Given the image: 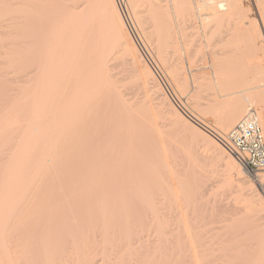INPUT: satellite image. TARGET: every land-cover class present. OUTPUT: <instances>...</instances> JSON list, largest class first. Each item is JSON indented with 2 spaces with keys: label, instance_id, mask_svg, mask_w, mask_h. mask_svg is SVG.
Wrapping results in <instances>:
<instances>
[{
  "label": "bare ground",
  "instance_id": "1",
  "mask_svg": "<svg viewBox=\"0 0 264 264\" xmlns=\"http://www.w3.org/2000/svg\"><path fill=\"white\" fill-rule=\"evenodd\" d=\"M250 11L243 0H128L126 22L114 0H0V264H203L211 250L219 264H264V170L249 173L201 127L224 135L254 109L264 133V25ZM217 27L243 45L206 66L190 47ZM138 29L158 54L185 55L187 67L154 54L181 92L189 75L200 126L162 92ZM245 44L252 55L237 56ZM239 72L238 90L221 81ZM210 73L218 94L200 107ZM210 182L220 185L208 195ZM147 228L156 241L137 244Z\"/></svg>",
  "mask_w": 264,
  "mask_h": 264
},
{
  "label": "rangeland",
  "instance_id": "2",
  "mask_svg": "<svg viewBox=\"0 0 264 264\" xmlns=\"http://www.w3.org/2000/svg\"><path fill=\"white\" fill-rule=\"evenodd\" d=\"M140 3V2H139ZM243 3H244V7L247 9L248 8V10L250 9L251 11H250V16H249V14H248V16L250 17V18H256L257 20H258V22L260 23V27H262L261 26V22H262V25H264V23H263V18L261 19L262 21H260V18H258V13H256L257 11H259L258 10V7L261 9V7H263V5H264V0H243ZM261 7H260V6ZM138 7H139V5H138ZM137 7V10L140 12H142V13H140L142 16L143 15H145V13L146 12H144L143 13V11H145L146 10V3H144V4H141L140 5V7L138 8ZM264 8V7H263ZM262 10V9H261ZM129 11H130V7H129ZM130 13H131V11H130ZM259 14H260V12H259ZM264 14V13H263ZM131 15V17H133L132 16V14H130ZM260 17H261V14H260ZM143 18H144V16H143ZM133 19V22H135V20H134V17L132 18ZM153 24H152V22H148V24L146 25V32H148V27L150 28V30L151 31H153L152 29H153V26H152ZM135 26L137 27V25H136V23H135ZM138 28V27H137ZM259 28V27H258ZM138 30H140V29H138ZM261 30V29H260ZM226 31H227V29L225 28V27H217V28H212L210 31H209V33H208V37H207V40H206V42H203L202 40H200L199 42H194V44H193V46H191L190 48H191V50H192V53L193 54H196V56H198L199 58H204V61H205V64L204 65H206V66H209L210 65V63H212V60H213V57H216V56H218V55H220V57H222V55H225L224 53L226 52V51H231V50H233L234 48H237V47H241L242 45H243V43H239V42H237V41H231V40H227V39H223L224 38V36L226 35ZM139 32H141V30L139 31ZM220 32H222V33H220ZM141 35H144V33L143 32H141L140 33ZM150 34H153V33H150ZM150 36H151V38H150ZM144 38H145V40L147 39V43H145L146 44V46L148 47V50H149V52H150V56H151V59L153 60V62L155 63V65H156V67L158 68L157 70L159 71V73H160V76H161V80H163V93L167 96V98H168V100H170V102L172 103L173 102V100H172V98H171V96L172 97H174L176 100L178 99V101H179V103H181L182 105H183V107L186 109V110H188V109H190V107H189V105L191 106V109H192V107H193V109H194V102L191 100L192 98H190V94H192L193 93V90H194V87L191 85V80H190V77H189V75H188V81H189V85H190V87H188V89L186 90V91H180L179 90V88H178V86H177V84H176V82L174 81V79L168 74V73H166V71L164 70L165 69V66L161 63V66H160V63H159V61H157V60H159V57H161V59H165L166 60V62L167 63H169V61H171V59H180V61L182 62V64H184V67H187L186 66V61H185V55H181V54H179V53H177L176 51H175V49H177V48H173V46H167V47H165L163 50H161V52H160V54H158V52L156 51L157 49H156V41H155V36L153 35H149V39H150V42H149V44H148V41H149V39L147 38V36L145 37V35L143 36ZM144 40V39H143ZM144 40V42H146ZM151 43V44H150ZM149 45H151L150 46V48H149ZM195 45H196V48H198L199 46H200V48H202V50H203V53H201V54H198L197 55V53L196 52H194V50H195ZM197 45H198V47H197ZM246 45V44H245ZM175 47V46H174ZM177 47L179 48V47H181L180 45H177ZM171 48H173V49H171ZM204 48V49H203ZM151 49V50H150ZM250 47L249 46H247L246 45V48H245V51L246 52H244V53H242L241 55H237V56H240V57H247V56H250V55H252V53L250 52ZM153 52V53H152ZM191 53V54H192ZM154 54H155V56L157 57V60H156V58H155V56H154ZM142 55V54H141ZM190 55V54H189ZM144 56V57H143ZM143 58L145 59V60H150V58H145V57H147V56H145L144 54H143ZM187 56V55H186ZM163 57V58H162ZM224 57V56H223ZM211 59V60H210ZM150 62V61H149ZM151 63V62H150ZM238 64H237V66L238 67H240L239 66V62H237ZM152 64V63H151ZM163 66V67H162ZM257 66V65H256ZM162 68H164V69H162ZM186 70H187V68H185ZM240 69V68H239ZM165 72H164V71ZM239 73H242V72H239ZM22 73H20L19 75H21ZM247 76H249L248 75V73L247 74H245V73H242V74H239V75H237L236 73H231V74H229V75H225V76H223L222 78H221V81H223V82H229V86L231 87V88H233L234 90H238L241 86H243L244 84H242L243 83V81H246L245 79H246V77ZM208 77L212 80V83L214 84V87H212V88H208V87H200L199 88V90H200V92H199V98H198V100H197V103L199 104V106L200 107H205V106H207V104H208V100L207 99H212L213 97H215V96H217V92H218V88H217V86H218V81H219V79L216 77V75L215 74H213V73H210V74H208ZM226 86H224V85H222V88L220 87V89H224ZM127 91H129V89L127 90ZM126 91V93H129V94H127L128 95V97H129V95L131 94L130 92H127ZM130 91H132V90H130ZM134 92H139L138 90H133ZM134 92H132V93H134ZM190 92V93H189ZM12 93V92H11ZM189 93V94H188ZM224 92H221V94H223ZM10 94V93H9ZM138 95H136L135 93L134 94H131V95H135V96H140V94L139 93H137ZM174 94V95H173ZM135 96H133V97H135ZM132 97V96H131ZM188 98H190L189 100H188ZM188 101V102H187ZM187 102V103H186ZM174 103V102H173ZM172 103V104H173ZM186 104H188V106L186 105ZM173 105H175V104H173ZM176 107V106H175ZM188 108V109H187ZM176 109H178L177 107H176ZM190 109V110H191ZM195 110V109H194ZM179 111V110H178ZM189 111V110H188ZM180 112V111H179ZM180 113H182V112H180ZM195 113H197L199 116L201 115L200 114V112L198 113V111L197 110H195ZM184 116V115H183ZM198 116V117H199ZM185 117V116H184ZM200 119H206V118H204L203 117V115L202 116H200L199 117ZM216 129H218V128H216ZM220 129V128H219ZM163 133V132H162ZM164 134V133H163ZM173 134H175V137H176V134H177V132L175 133H173ZM264 134V133H263ZM171 136H172V134H170ZM166 136H168L169 137V134L168 135H166L165 134V137ZM167 137V138H168ZM175 140L177 139V138H175L174 137V135L172 136ZM171 137V138H172ZM178 137V136H177ZM173 139V141H170V142H175V140ZM179 139V138H178ZM168 140V139H167ZM170 140H172V139H170ZM169 141V140H168ZM178 142L176 141V143H175V145L177 144ZM179 143H180V140H179ZM179 143L177 144V145H179ZM172 144V143H171ZM173 145V144H172ZM181 145V144H180ZM180 145H179V147H180ZM173 147H175L176 148V146H174L173 145ZM178 148V147H177ZM180 149H182L183 150V147L181 146V148ZM180 154V153H179ZM181 155H182V152H181ZM181 155H179V156H181ZM184 155V154H183ZM182 155V156H183ZM185 157H183V160L186 162V160L184 159ZM203 168V167H202ZM207 167H205L204 168V170L206 171H208V168L206 169ZM209 170H210V168H209ZM211 175V174H210ZM214 187H212V189H210V191H209V193H208V195L211 193V191L212 190H214V191H212V192H215V191H217L219 188H218V186L220 185V184H218V186H217V184L215 183V182H210ZM215 187H217V189H215ZM213 194V193H212ZM211 195V194H210ZM263 195H264V193H263ZM211 198H208L207 196L205 197V198H208L210 201H208V199L206 200V199H204L205 200V202L206 201H208V203L209 202H211V204H212V200H213V198H212V196H210ZM203 200V201H204ZM204 203V202H203ZM211 204H208V205H210L211 206ZM137 205H138V203L136 204V207H137ZM203 205H205V206H203L204 207V209H205V207L207 206V203H205V204H203ZM139 206L141 207L142 205L139 203ZM139 207V209H143L142 207L140 208ZM209 207V206H208ZM207 207V208H208ZM138 209V211H140ZM179 210H180V208H178ZM178 209H172V210H169L168 212H166L165 210H163V212H165V213H167L168 214V216H170L171 218H175V216L177 215V214H179V211H178ZM132 209H130V211H131ZM207 210V209H206ZM143 212V211H142ZM141 212V213H142ZM177 212V213H176ZM140 213V212H139ZM140 213V214H141ZM143 214H144V212H143ZM142 214V215H143ZM145 216V215H144ZM130 219V218H129ZM134 218H132V219H130L131 221L130 222H133V221H135V220H133ZM148 219H150V217L148 218ZM244 219V220H243ZM248 219L249 218H247V217H243L242 218V225H244V226H242V230H241V235H242V238H243V248L241 249L243 252L245 251L246 252V254H249V253H252V250H253V252L255 251V249H254V245L251 243L252 242V240H251V230L249 231V226L248 225H250V223L248 224V222H250V220L248 221ZM151 220V219H150ZM175 220V219H174ZM245 220H247V221H245ZM81 221V220H80ZM148 221V220H147ZM175 221H177V220H175ZM175 221H173V220H171V225H172V227H170V229H174L175 227H176V222ZM149 223H151V221L149 222L148 221V224ZM170 225V226H171ZM247 225V226H246ZM149 227V226H148ZM248 230V232H245V231H247ZM146 232V233H145ZM143 234L142 235H140V234H138L139 236H141L142 237V239H139L138 240V238L139 237H136L135 238V242H137V244H139V242L141 243V244H143V239H144V241H149V242H151V243H154L155 241H154V238L155 239H157L156 237H157V235H156V233H154V231L152 230V228L151 229H146V230H144L143 232H142ZM100 235V234H99ZM98 234H97V239L99 238V240L100 239H102V237H101V235L99 236ZM99 236V237H98ZM156 236V237H155ZM101 237V238H100ZM205 238V237H204ZM142 240V241H141ZM139 241V242H138ZM246 243V244H245ZM250 243V244H249ZM247 244H248V246H247ZM249 248V249H248ZM253 248V249H252ZM247 249V250H246ZM210 252H212L211 254L209 253V256L210 255H212V254H214L213 252L214 251H210ZM249 252V253H248ZM216 253V252H215ZM217 254H215V256H216ZM209 256H206V258H207V260H208V258H212L213 257V260H211L210 259V263H208V262H204L203 264H219L220 262L217 260H214V259H216L215 257H214V255L213 256H211V257H209ZM97 257L99 258V257H101V251L100 250H98L97 251ZM217 257V256H216ZM206 260V261H207ZM214 262V263H213ZM216 262V263H215Z\"/></svg>",
  "mask_w": 264,
  "mask_h": 264
},
{
  "label": "built area",
  "instance_id": "3",
  "mask_svg": "<svg viewBox=\"0 0 264 264\" xmlns=\"http://www.w3.org/2000/svg\"><path fill=\"white\" fill-rule=\"evenodd\" d=\"M115 5L127 22V2L128 0H114ZM156 73L159 76L158 70ZM172 100L182 114L200 126L197 120L192 118L187 110L174 97ZM210 136L222 147V149L232 156L245 170L253 174L264 170V135L258 122V117L254 109H248L235 125L224 135L202 126Z\"/></svg>",
  "mask_w": 264,
  "mask_h": 264
}]
</instances>
